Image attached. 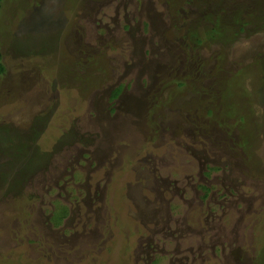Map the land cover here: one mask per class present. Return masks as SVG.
Listing matches in <instances>:
<instances>
[{
    "label": "rangeland",
    "instance_id": "374dc122",
    "mask_svg": "<svg viewBox=\"0 0 264 264\" xmlns=\"http://www.w3.org/2000/svg\"><path fill=\"white\" fill-rule=\"evenodd\" d=\"M0 52V264H264V0H1Z\"/></svg>",
    "mask_w": 264,
    "mask_h": 264
},
{
    "label": "trees",
    "instance_id": "16d2710c",
    "mask_svg": "<svg viewBox=\"0 0 264 264\" xmlns=\"http://www.w3.org/2000/svg\"><path fill=\"white\" fill-rule=\"evenodd\" d=\"M0 4H1V0H0ZM219 27H221V26L218 23L216 26H214L213 31L220 32V28ZM5 69H6L5 68V65L2 63V53L0 52V74L4 73ZM179 83H180V85H183L184 84L183 81H179ZM120 91H121V87L116 88L113 96L114 97L117 96ZM26 168H28V167H26ZM68 211L69 210H68V207L67 206L60 207L59 210L55 214V220H56V222L57 223H60L63 220V218H65L67 216Z\"/></svg>",
    "mask_w": 264,
    "mask_h": 264
},
{
    "label": "flooded vegetation",
    "instance_id": "af4514ba",
    "mask_svg": "<svg viewBox=\"0 0 264 264\" xmlns=\"http://www.w3.org/2000/svg\"><path fill=\"white\" fill-rule=\"evenodd\" d=\"M149 261H151V260H149ZM148 264H150V263H148Z\"/></svg>",
    "mask_w": 264,
    "mask_h": 264
}]
</instances>
